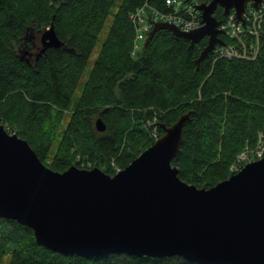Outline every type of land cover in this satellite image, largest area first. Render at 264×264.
Here are the masks:
<instances>
[{
  "label": "trees",
  "instance_id": "1",
  "mask_svg": "<svg viewBox=\"0 0 264 264\" xmlns=\"http://www.w3.org/2000/svg\"><path fill=\"white\" fill-rule=\"evenodd\" d=\"M142 2L0 0V122L52 170L75 165L114 175L154 143L153 133L163 134L158 125L169 126L192 110L172 165L183 181L209 189L233 175L236 157L264 134V21L254 60L215 59L211 53L197 66L206 39L191 46L168 30L157 31L133 54L129 15ZM214 16L222 19V9ZM52 23L64 46L47 48L35 66L27 64L21 54L41 44ZM99 118L104 131L94 124ZM6 259V264H197L177 255L61 253L39 244L31 228L0 217V264Z\"/></svg>",
  "mask_w": 264,
  "mask_h": 264
},
{
  "label": "water",
  "instance_id": "2",
  "mask_svg": "<svg viewBox=\"0 0 264 264\" xmlns=\"http://www.w3.org/2000/svg\"><path fill=\"white\" fill-rule=\"evenodd\" d=\"M187 2L189 0H186ZM264 0H209L194 7L202 25L190 32L148 19L154 34L168 30L190 45L207 39L197 66L217 45L222 20L231 11L243 22L247 5ZM42 47L64 45L51 25ZM28 51H25L27 53ZM31 54V53H30ZM192 111L169 126L130 164L114 175L75 165L63 172L47 167L28 142L0 122V217L31 228L36 241L53 251L87 256L121 252L136 256H181L197 264H264V157L209 189L178 176L172 160L180 151ZM96 128L105 125L97 119Z\"/></svg>",
  "mask_w": 264,
  "mask_h": 264
},
{
  "label": "built area",
  "instance_id": "3",
  "mask_svg": "<svg viewBox=\"0 0 264 264\" xmlns=\"http://www.w3.org/2000/svg\"><path fill=\"white\" fill-rule=\"evenodd\" d=\"M204 0H159V3L151 0H143L142 5L133 12V20L136 29V44L133 54L141 48V42L146 38L150 24L148 18L155 21H165L178 26L185 31L194 30L201 25L200 13L194 9L195 5ZM162 7H161V6ZM244 23L238 21L231 13L225 18L220 28L225 30L232 43L224 47H217L214 56L217 58H245L248 54L256 57L260 46V32L264 21V4L258 10L249 7L243 15ZM240 50L241 55L237 54ZM156 138L157 134L153 133ZM264 157V134L260 133L254 147L245 148L235 159L230 167L232 173H237L245 163Z\"/></svg>",
  "mask_w": 264,
  "mask_h": 264
},
{
  "label": "bare ground",
  "instance_id": "4",
  "mask_svg": "<svg viewBox=\"0 0 264 264\" xmlns=\"http://www.w3.org/2000/svg\"><path fill=\"white\" fill-rule=\"evenodd\" d=\"M141 6V5H140ZM139 8V7H138ZM137 8V9H138ZM135 11V10H134ZM132 15H133V13L131 14V15H129L130 16V18H131V20H130V22H132L133 23V25H134V41H133V49H132V52L134 51V46H135V44H136V29H135V23H134V20H133V17H132ZM108 17V16H107ZM109 18V17H108ZM106 19V18H105ZM108 20V19H107ZM111 22V21H110ZM104 23H106V22H104ZM111 24V23H110ZM52 25H53V23H52ZM51 26V25H50ZM54 26V25H53ZM176 27H178V26H176ZM102 28H104V26L102 27ZM151 28H152V26H150V28H149V31L151 30ZM179 28V27H178ZM180 29V28H179ZM181 31H184V32H190V31H185V30H182V29H180ZM102 31V30H101ZM149 31L147 32V35H146V38L148 37V33H149ZM102 35V34H101ZM100 35V36H101ZM146 38L141 42V44H143L144 43V41L146 40ZM99 39V38H98ZM59 40H60V38H59ZM204 40V39H203ZM61 41V40H60ZM205 41H207V39L205 40ZM62 42H63V40H62ZM98 42V41H97ZM64 43V42H63ZM226 43V42H225ZM64 46V45H63ZM62 46V47H63ZM97 46V45H96ZM217 46H219V45H217ZM50 48H53V47H50ZM59 48H61V47H59ZM59 48H54V49H59ZM96 48V47H95ZM259 50H260V48L258 47V53H259ZM258 53H257V55H258ZM237 54L238 55H241L242 56V53H241V51L240 50H238L237 51ZM257 55H256V57H257ZM92 56V55H91ZM137 56V55H136ZM256 57H251V54H248L247 56H245V58H233V57H231L230 58V60H233V59H240V60H247V61H252V60H254ZM21 59L22 60H24V58L22 57V55H21ZM198 59V58H197ZM196 59V60H197ZM215 59H219V58H217L216 56H215ZM200 64V63H199ZM197 65V64H196ZM199 66V65H198ZM71 110V109H70ZM192 111V110H191ZM179 116V115H178ZM157 117V116H156ZM177 121V120H176ZM146 123V122H145ZM157 123V122H156ZM156 123L155 122H151V123H149V126H156ZM95 124V123H94ZM156 130V129H155ZM10 131V130H9ZM154 132V131H153ZM152 132V133H153ZM163 132V131H162ZM159 136V135H158ZM158 136L155 138V140L156 139H158ZM255 145V144H254ZM251 148V147H250ZM86 166V165H85ZM84 166V168H86Z\"/></svg>",
  "mask_w": 264,
  "mask_h": 264
},
{
  "label": "rangeland",
  "instance_id": "5",
  "mask_svg": "<svg viewBox=\"0 0 264 264\" xmlns=\"http://www.w3.org/2000/svg\"><path fill=\"white\" fill-rule=\"evenodd\" d=\"M107 30H108V25H106V26L104 27V30H103V32H102V35L100 36V39H99V44H100L101 41L103 40V38H104V36H105ZM221 37H223V38L228 42V44H231V43H232L231 38H230L228 35H221ZM205 39H206V38H205ZM99 44H98V45H99ZM141 45H142V44H141ZM97 50H98V46L96 47L95 52L93 53V55H92L90 61L88 62L87 68H86V70H85V72H84V74H83V77H82L81 81H80V85H79V87H78L79 89L82 87L83 83L85 82V80H86V79L88 78V76H89V73H90L91 68H92V66H93V62H94V60H95V53L97 52ZM74 102H75V98L72 100V103H73V104H74ZM68 117H69V115L67 114V115H66V119H68ZM117 170H118V169H117ZM6 262H7V259L3 262V264H6Z\"/></svg>",
  "mask_w": 264,
  "mask_h": 264
},
{
  "label": "flooded vegetation",
  "instance_id": "6",
  "mask_svg": "<svg viewBox=\"0 0 264 264\" xmlns=\"http://www.w3.org/2000/svg\"><path fill=\"white\" fill-rule=\"evenodd\" d=\"M41 47H42V43L41 44L39 43L38 46H33L28 49V51H30V53L32 54H30L29 52L27 53L24 52L23 54H21L27 64L35 66L36 62L41 57V55L37 57V54L38 52H40Z\"/></svg>",
  "mask_w": 264,
  "mask_h": 264
}]
</instances>
